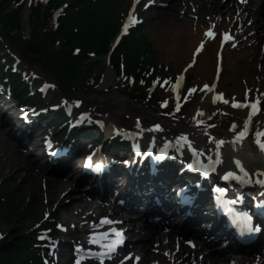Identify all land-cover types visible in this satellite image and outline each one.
<instances>
[{
  "label": "bare ground",
  "instance_id": "1",
  "mask_svg": "<svg viewBox=\"0 0 264 264\" xmlns=\"http://www.w3.org/2000/svg\"><path fill=\"white\" fill-rule=\"evenodd\" d=\"M159 2H168L172 8L167 11V15H169V18L174 21L175 19H178L177 25L181 28L182 32L177 35H166L165 40H160V45H164V43L167 41L170 46H176V49H172V53L174 56L179 60L183 58H187L188 56L191 57V53L194 49V41L196 38L193 36L192 31L190 30L191 25H193V21L191 18H189V14L192 12H196L198 16L201 18L202 14L206 11L210 12L214 15V18L216 16H222L223 14H226L229 16V14L234 13L235 10L241 9L240 14L237 17L238 21H247V19H250L253 21V26L251 29L245 28L243 31L236 30L235 36L241 40L242 45H248L251 44L249 50L244 51V56H250L252 57V60L254 61H262V67H264V55H260L256 53V50L258 49L257 45L259 42H264V0H247L245 3L239 4L235 0H158ZM222 1V2H221ZM226 1V2H223ZM244 1V0H243ZM226 15H224V22L226 21ZM218 19V18H217ZM236 20V21H237ZM223 22V20H222ZM202 22L196 23L197 27H200ZM222 26V25H220ZM252 30V31H251ZM201 28H199L198 34H200ZM247 32L251 35L247 37ZM161 35H165L160 32ZM216 43V40H210L208 45L203 49L202 54L203 59L200 61L198 68H195L198 70V78L200 79H208L213 75V68L216 66V57H214L213 53L217 49L218 43ZM252 48V49H251ZM251 49V50H250ZM230 59V65L226 67L225 73L222 75L223 81L218 83V87L216 90L209 94H205V90H202L200 95L198 96L197 105L198 107L193 111L191 114V118H194L196 121H200V119L204 118V120L207 123H211L212 121V115L213 110H216L218 105L216 104L218 101L216 99L215 102H213V98L217 97L218 94L226 92L225 88H228L232 91V94H238L235 93L237 90H239V86L236 83V71L233 66H235L239 59L236 57L229 56ZM180 62L182 60H179ZM198 62V61H196ZM112 73L108 71L107 73V79L111 77ZM196 82V81H195ZM232 85V86H231ZM173 94V91L171 92ZM224 99V97H223ZM2 102V101H0ZM228 105H230L229 108H227L228 111L222 112V116L224 117V120L232 123L234 127V130L237 132L232 133V138H234V135L236 133H240L241 130L244 129L245 123L249 122L250 127V135H252L253 132H257V130H264V123L259 122L256 128L253 120L254 117H252L249 121L245 119L246 111L239 109L240 111H236L235 108L231 106V101H228ZM3 108L0 109V113L2 112ZM8 114V112L6 113ZM236 114V115H235ZM2 117V114H1ZM0 117V121H1ZM124 120H127L124 118ZM124 122V121H123ZM125 123V122H124ZM76 128V127H73ZM108 132V128L105 129ZM134 130L136 131V134L133 138V141H137L140 143H144V140L147 141V137L149 133H143V130H141L140 126L137 124L134 125ZM41 131H46V129H41ZM223 133L220 131H213L212 133H209V136L211 140L208 143H203V141L199 144H196L198 148L196 151L202 150L203 153L209 157L211 154L213 155L212 148L215 149H221L222 150V158L226 156H233V158H243L244 160V167L251 172V175L254 179L257 178V172L264 170V156L261 155V153L258 152L257 149H253L249 138L247 137L244 141L243 145L240 147L239 150H236L233 148L230 144V149H227V145L229 144V141H226L223 137H221ZM3 135H6L3 133ZM7 135H13L14 138L7 141V147L9 148L11 156L6 161L5 166V173L10 174V177L18 181L19 184H24L27 180V177L30 174H37L40 173V169L37 167V165H32V159H29L28 156H24L25 152L28 149H33V145L35 144L33 139L32 131L26 130V126L19 125L17 127L11 126V130H9ZM249 135V136H250ZM200 136V135H199ZM36 138V137H35ZM190 138V137H188ZM197 137H195L196 139ZM232 139V140H233ZM222 142V143H221ZM153 144L155 147H158L161 145V141H155V142H149ZM66 144V147L69 150V157L73 158L74 151L72 150V145L70 143H64ZM149 144H145V147H148ZM184 148V147H183ZM78 157L76 156L74 159H72L69 164H72V170L70 171V179L69 181L65 182V184H62L64 182L59 181L58 179L52 178L50 183V187L52 188L53 192L55 194H60L59 196L62 197L59 200V205H62L63 208H67L69 210H72L75 212L79 211H85L87 209H93L96 213L98 211H101L103 209H106L105 206H103V202L99 199H104V197L109 196L110 190L112 189V186L117 185L115 188H117L120 183L118 182V179L115 177V169L114 167L111 172L108 174V176L103 177L100 182H102V187H105L107 189L106 191L100 190L99 187H90L89 191H86L85 188L83 191V195H79L77 201H71L69 204H64V201L68 197H73L72 195L77 194L76 192L79 191V189H83L84 187L82 185L75 186L79 184L80 180H83L84 177L80 174L81 171L78 170V165L75 162V160ZM187 160H191L192 157L189 155H186ZM68 158L65 160L67 161ZM130 163V162H129ZM132 172L136 171V167H130ZM38 172H36V171ZM50 173L52 176H55L56 173L53 170H50ZM138 173V172H137ZM176 171L171 172V177H176ZM39 177V176H38ZM170 178H150L145 185H142V190H145L146 187H152L153 191L156 196H158L163 203V207L165 208L169 204V197L172 194L171 189L173 188V181L168 180ZM196 179V177H195ZM128 182L130 184L129 190H132L134 188V185L137 184V177L134 176V173L128 175ZM25 185V184H24ZM88 186V185H84ZM68 190L66 192V195H64V191ZM125 191H128L125 189ZM97 194L96 198H93L91 200H86L84 197L87 196V194ZM121 195H126L124 192L121 193ZM76 196V195H74ZM127 196H131L130 193L127 194ZM133 201L131 206H127L128 208V214L123 216L124 224L128 226L129 231L131 234L136 236V239L133 244V249L137 252H141L142 259L141 263L138 264H150L151 260H156L159 262V264L162 263H169V254L167 253H157L155 254L152 252L153 245L156 244L159 248H162L163 246H171V244H174V239L176 236H178V239L184 237L187 235L186 232L180 231V229L177 227L171 232H168V237L166 240H163L164 237L160 235L155 229H153L152 226L147 224L145 221H139L134 218V221H132L130 215L132 213H137L135 211V208L132 206L135 204L134 201L137 199L135 197H130ZM150 204L154 207L153 202L150 201ZM155 208V207H154ZM158 214L160 215V219L162 221H166L164 209L161 210L159 208H155ZM132 210V211H131ZM194 213L197 216V219H200L201 215V209L195 210ZM130 214V215H129ZM26 219H22V221H25ZM28 220V218H27ZM177 223H179V218L176 219ZM101 229H105L106 227H100ZM143 231L142 235H136L137 233ZM95 237L100 238L103 236H97ZM191 238H193L191 236ZM104 239H99V241H103ZM222 239L220 238L217 242L211 241L209 244H207L203 239H199L197 243V250L198 253H202L204 256L202 258V261L205 262L204 264H229L228 260H234L235 264H239L244 259H249V261H253L252 257L245 258L243 256H238L236 253L229 249L228 247H223L217 251H210L209 248L211 246H214L215 248L221 246ZM264 244L261 242H258L254 246V253L258 254L261 259L260 264H264ZM173 247V246H172ZM212 253H217L216 255H212ZM189 258L185 257L180 264H184Z\"/></svg>",
  "mask_w": 264,
  "mask_h": 264
},
{
  "label": "rangeland",
  "instance_id": "2",
  "mask_svg": "<svg viewBox=\"0 0 264 264\" xmlns=\"http://www.w3.org/2000/svg\"><path fill=\"white\" fill-rule=\"evenodd\" d=\"M121 1V11L120 14L123 13L124 7L122 6H127L129 3V0H120ZM237 1V0H235ZM241 2V0H238ZM222 2V1H221ZM226 2V1H223ZM70 3V0H67V4ZM168 4V3H167ZM170 7L169 5L164 7H159L155 9H151L149 12L146 13V22L144 23V26L141 28V31H143L149 40L152 41L153 43V50L157 52L156 59L157 62H159V67H165L169 66L170 69H172L173 72H178L180 69L185 65L190 57L188 56L187 58L179 59L182 60L181 62L174 56L172 53V49H176V46H170V44L166 41L164 45H160L159 41L160 40H165L166 35H177L182 32L181 28L177 25L176 20H172L169 18V15H167V8ZM234 15L236 16L237 11H234ZM192 14V15H191ZM191 19L194 21H197L198 15L191 13ZM233 15V16H234ZM203 18V21L206 23L209 21L210 18V12L206 11L205 13L202 14L201 16ZM250 22V21H249ZM244 24L248 26V28H252L253 25L249 24L248 21H246ZM190 30L193 33V36L196 34V38L194 43L200 38V34L197 32V27L196 25H191ZM163 33L165 35L160 34ZM240 47V44H239ZM260 48V47H259ZM252 49V48H251ZM250 49V50H251ZM249 50V49H244L240 50L239 48L235 49L232 52L227 51L225 53V58H224V71L222 75L225 73L226 67L230 65V59L229 56L231 55L232 57H236L240 61L233 66L236 73V83L239 86V90H237L235 93H241L242 88L244 86L245 81L252 83V84H257V82L261 79V71L263 73L264 77V68H262V65L260 63H257L259 61H254L251 59V56H244V51ZM257 53V51H256ZM264 53V52H263ZM213 55H215L213 53ZM250 55V51H249ZM203 54H201L198 57V62L196 63L194 68H191L192 70L188 73V75H191L193 78L192 80V88L194 87V78L195 76L198 75V70L195 68H198L200 61L203 59ZM26 60L33 61L30 59L27 55H25ZM262 62V61H261ZM104 66V67H103ZM103 67V68H102ZM109 71V68H107L105 60L101 61L99 65L95 68V78L92 79V81L89 83V90L86 95L83 96H74L76 97V100L68 99V100H55V104L59 106H64L65 109L67 105L70 106L69 111L72 108H75V103L76 101L80 102V110L81 114L73 115L71 117V123L67 127V129L71 128L75 121L79 119L82 115L87 114L88 117L83 121L87 123H92L94 119H100L103 121L104 127L107 125L111 124L114 129H119L121 131H132L133 127L131 125H122V117L121 115L125 114L129 116L130 118H135L138 123H140L146 130L147 127L150 125H159L160 129L163 131L159 134L160 137L163 136L165 132L168 133L169 137L172 138L173 136L176 137H181L183 132H193L194 131V123L192 122L189 128H185L177 124V120L180 118H183L186 116V114L191 111L194 107L195 102V95L198 93L199 88H194V91H191L188 97H185V100H179V98L175 102H170L169 101V96H170V88L165 89L162 91L161 96L163 101L166 103V111L165 112H155V111H146L144 108L135 105L131 103L125 96L122 90L119 86L117 87L115 83V79H113L114 76L111 75L109 79H107V73ZM213 72V71H212ZM221 75L220 82H224L223 78ZM100 78V79H98ZM115 78V77H114ZM211 78V77H210ZM209 80L207 83L210 82ZM99 81V84H96V82ZM201 82V81H199ZM197 82V83H199ZM264 82V80H263ZM96 87V91L92 92V87ZM232 86V85H231ZM254 91H256L258 88L255 87L254 85L251 86ZM52 94L57 93V89L55 87H51ZM226 89V96L230 95L232 91L228 88ZM92 92V93H91ZM105 93V94H104ZM51 95L46 98L45 101L50 100ZM51 101V100H50ZM193 102V103H192ZM1 117V114H0ZM48 119H51L50 117ZM256 120V119H255ZM6 117L3 116L1 117L0 121V177L1 179L6 178L9 181L10 185V191L11 193L13 192L15 195V203H18L20 201H23L24 203L30 199V197H34V208L35 211L42 216V214L45 213H50L52 214V208L56 207V215L55 217L64 225L68 227V230H71L73 226L71 224L75 223H80L82 221V217L79 214L74 213L72 210H66L63 208L62 205H59V200L62 198L59 195L60 194H55L50 187V174L46 172L44 166H42V162L40 163L41 160L45 158V155H42L43 159H39L33 151L27 150L24 154V156H29V158H33L31 164L37 165V167L40 166L42 169V172L37 173L35 175L30 174L27 177V180L24 184H19L18 181L10 177V174L5 173V166H6V161L7 159L11 156L9 148L7 147V142L10 140V135H7V130H8V123L5 122ZM185 124V123H184ZM213 125L218 126L222 130L226 131L228 130V127H224L221 125V120L216 119L213 122ZM58 126L53 123H49L48 128H51L53 131L57 129ZM86 127H82L80 131L77 133L78 139L80 138L83 143L86 144H93L92 141H86L87 139L83 136V130ZM150 131V130H149ZM112 132H109L108 135H112ZM134 132V131H133ZM6 134V135H3ZM42 134V132H41ZM43 137V134L41 135ZM106 137V132H104L103 136L101 137L102 139H105ZM254 136L250 137L251 142L253 141ZM40 140V139H39ZM102 151H107V147L105 144L101 146ZM114 150V149H113ZM44 161V160H43ZM36 171V170H35ZM37 172V171H36ZM39 176V177H38ZM65 175H62L64 177ZM66 179V178H64ZM46 180V182H45ZM69 181V179H66ZM59 181H63L65 184V180H62V178H59ZM18 186V188H17ZM52 197V199H51ZM64 197V196H63ZM52 200V202L49 205L45 204V200ZM67 200H71L68 198ZM64 201L65 202L67 201ZM56 202L57 204L53 203ZM69 204V203H66ZM17 206V205H15ZM11 211V210H10ZM12 212V211H11ZM13 213V212H12ZM101 212L99 211V214ZM87 214H89L87 217L88 220L90 218L94 217V214L92 212V209H89L87 211ZM105 214V212L103 213ZM9 219L0 221V232L3 234V237L6 236V234H9V237H11L14 234V230L16 229L17 226V217L13 215H9ZM41 217L39 218V220ZM15 228L12 230L11 228ZM79 231H82L80 235L78 236V241L81 242L84 237V227H78L77 228ZM1 243V242H0ZM62 252L65 253L66 251V246H62Z\"/></svg>",
  "mask_w": 264,
  "mask_h": 264
},
{
  "label": "trees",
  "instance_id": "3",
  "mask_svg": "<svg viewBox=\"0 0 264 264\" xmlns=\"http://www.w3.org/2000/svg\"><path fill=\"white\" fill-rule=\"evenodd\" d=\"M10 1L0 0V33L5 32L10 43H23L27 54H29L28 57L33 56V59L36 60L42 58L46 60L49 64L47 70L51 76L60 83L64 91L72 93L77 87L78 78L82 77L85 67L90 65L91 68L93 64L87 58V52L102 54L106 51L107 43L112 36L111 33L116 29V25L112 24L114 10L104 8L106 5L103 2L92 4L86 8L73 9V7L85 4L84 1H77L60 19V26L55 32L41 33L39 27L41 18H39L37 8L31 35L27 41H23L19 33L17 10L7 11ZM55 1H51L50 7ZM44 24H46V20H44ZM75 47L79 48L77 54H74ZM148 48L149 44L143 40L133 37L127 39L121 49L117 50L112 57L115 69L118 71L119 55H123L126 60V70L136 73L138 66L142 64L139 57ZM152 55L155 54L152 52ZM142 65L144 68L147 62L144 61ZM14 81H18V78H15ZM135 90H140V88ZM140 95L143 96V93ZM2 193H4V199L0 201V221L9 219L11 211L15 217L22 220V212L13 211L11 208V206L14 207L12 199L5 195V190ZM28 226L27 219L21 221L14 230V234L1 241L0 264H29L28 244L30 241L24 235ZM37 262L38 260L33 264H37Z\"/></svg>",
  "mask_w": 264,
  "mask_h": 264
},
{
  "label": "snow or ice",
  "instance_id": "4",
  "mask_svg": "<svg viewBox=\"0 0 264 264\" xmlns=\"http://www.w3.org/2000/svg\"><path fill=\"white\" fill-rule=\"evenodd\" d=\"M135 2L138 3L139 0H135ZM133 11H134V9H133ZM132 22H134V17L132 16V13H130L129 14V23H132ZM128 26H129L128 24L125 25V27H124V31L125 32H127ZM206 35L209 36V37H214V33H212L211 31L207 32ZM224 39H225V41H227L228 39H230V37L227 34H225ZM202 47H203V44H201V48ZM180 79H182V77ZM205 88H208V85H205ZM190 91H194V89L193 90H190ZM216 99H222V94H219L218 97H214L213 98V102H215ZM223 102L224 103H228L227 100H224ZM258 103H259L258 100L256 102L250 103V104H248V103H236V102H234L232 104V106L233 107H250L253 110V113L252 114H254L256 111L259 110L258 107H257ZM248 124H249V122H246L245 123L244 129H243V131H241L239 133L238 138H243L247 134V132H248ZM256 136H257V143L260 145L261 149H264V142L261 141V137H264V132H257L256 133ZM229 175H231V174H229ZM257 183H260V184L264 185V181H257ZM262 207H264V206H262ZM243 219H244V221H245L246 224H248L251 221V217L250 216H247L246 214L243 216ZM102 222L103 223H109V224L110 223H114L113 221H109L107 219L103 220ZM115 235L117 237H119V239L115 243H122L123 242L122 233L115 232ZM106 238H107L106 235H105V237L94 238L93 239V242L95 243V242H98L99 239H106ZM115 243H112V244H109V245H102V247H107L108 248V251L111 252V251H114L115 250ZM130 258L131 257H126V259H130ZM135 260L138 261L139 260V257H136ZM77 264H79V261H77Z\"/></svg>",
  "mask_w": 264,
  "mask_h": 264
}]
</instances>
